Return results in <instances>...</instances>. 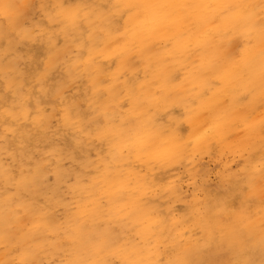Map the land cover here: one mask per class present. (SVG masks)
<instances>
[{
	"label": "rangeland",
	"instance_id": "obj_1",
	"mask_svg": "<svg viewBox=\"0 0 264 264\" xmlns=\"http://www.w3.org/2000/svg\"><path fill=\"white\" fill-rule=\"evenodd\" d=\"M117 5L115 0H0V212L5 210L9 214L11 235V242L0 237V264H125L117 251L125 252L134 245L155 246L159 252L158 262L166 264L173 257L174 241L179 246L198 249L211 245L214 232L230 220L223 215L237 212L245 194L252 199L248 201L246 213L254 216L252 211H256L254 217L261 216L264 206V102L255 106L253 101L255 109L247 113L249 120L259 122L254 130L256 137L251 134L247 140L244 135L248 127L243 116L230 121L231 130L226 141L212 137L199 149L188 148L175 160L150 168H143L134 160L130 143L134 133H130L118 148L110 149L111 141L104 135L109 119L125 120L130 124L138 118L125 89L117 93L112 103L108 100L107 104L100 102L91 108V99L107 96L106 89L114 83L115 73L120 83L143 81L147 76L137 43L131 45L130 54L137 71L131 70V65L119 69L117 52L109 51L126 44V19L123 12L115 11ZM67 8L79 11L78 18L71 24L62 14ZM97 11L103 15L112 13V20L105 17L106 24L102 16L96 15ZM107 28L115 32L116 37L88 67L89 39L107 41ZM152 44L154 49L171 45L163 39ZM229 45L231 57L237 59L245 40L237 36ZM193 55L198 63L197 50ZM95 66L102 69L98 79L93 78ZM180 78L181 74H177L175 81ZM212 85L218 86L219 81ZM158 95L155 92V96ZM251 100L250 93L241 97V103ZM219 105L221 110L234 108L230 96ZM161 106L162 103L153 107L159 112L151 116V125L147 124L146 129L160 127L162 132L170 127L176 129L174 121L184 119L187 114L183 103ZM235 109L239 113L242 108ZM203 113L199 129L209 134L213 132L210 129L212 117L209 110ZM185 127L179 128L181 136L188 131ZM157 141L155 139L154 143ZM114 152L119 160L134 159L121 162L119 167ZM259 169L262 175L258 176ZM134 170L144 179L148 190L143 193L134 186L129 191L125 189L123 196L128 193L129 198L134 196L156 222L157 229L148 240L142 236L146 220L143 218L140 226L133 224L128 207L124 216L112 220L111 217L116 216L109 213V196L103 193L108 184L105 174L117 184L125 177L127 181L136 182ZM252 178L258 182H253ZM32 179L35 181L25 185ZM257 187L262 189L258 197L254 193ZM7 198H10L8 202ZM95 202L99 203L95 217L89 210L79 214L82 205L93 210ZM217 202L226 209L220 214L225 222L217 219L219 212L214 208ZM77 222L82 224L87 246H75L72 240ZM258 224L264 225V220L263 224ZM31 234L30 248L37 243L42 246L35 250L36 259L25 262L22 254L27 246L21 238ZM93 241L102 248L89 256L87 247ZM204 250L216 252L212 246ZM96 255L99 260L94 263ZM242 256L253 257L252 248L244 249ZM242 256L233 259L231 264H240ZM255 264L263 263L255 261Z\"/></svg>",
	"mask_w": 264,
	"mask_h": 264
},
{
	"label": "bare ground",
	"instance_id": "obj_2",
	"mask_svg": "<svg viewBox=\"0 0 264 264\" xmlns=\"http://www.w3.org/2000/svg\"><path fill=\"white\" fill-rule=\"evenodd\" d=\"M115 1L120 5V7L117 5L115 11L117 13L123 12L125 15L126 31L124 34L126 35V44L121 45V47L115 46L109 51L117 52L116 55L120 60L119 69L131 65V70L137 71L130 56L131 45L137 43L147 72L145 80L126 81L125 83H120L116 79L118 73H115L113 76L114 83L106 89L107 96L104 99L92 98L90 101L91 108L96 107L100 102L107 104L108 100L112 103L116 100V95L120 90H126L127 100L132 105L138 120L135 123L127 124L125 120L109 117L104 132V135L111 141L110 149L113 147L118 148L128 139L127 136H131L130 133H134L130 143L134 149L136 159L128 157L119 160L117 152H114V154H117L115 159L119 160V163H117L119 167L121 162L134 159L141 167L146 168L147 166L150 168L156 164L161 165L164 161L175 160L177 156L185 154L188 148L195 151L200 148L199 146L210 142L212 137L217 138L220 142L226 141L227 134L231 130L228 126L230 121L243 116L248 127L247 133L244 135L245 140L250 139L249 135L251 134L256 137L257 133L254 130L257 129L259 122L249 120L247 113L254 110L256 104L264 102V0ZM79 8L81 10L80 6ZM62 12L70 24L79 15V11L71 8L62 10ZM85 13L90 16V12L86 11ZM96 15L102 16L101 18L106 24L108 23L105 17L109 21L112 20V13L103 15L102 12L97 11ZM106 30L107 41L101 42L97 38L89 39L91 56L87 59L88 67L92 66V59L98 53L103 54L102 50L105 49L106 44L116 37L115 32L111 31L110 28ZM237 36L245 40V46L239 58L235 59L229 53V43ZM162 39L170 42L171 45L154 49L153 41ZM195 50H197L199 56L198 63L195 62L196 59L193 55ZM127 51L128 53H126ZM105 54L108 55L109 52ZM129 62L131 63L129 64ZM94 71L93 78L98 79L102 69L95 66ZM177 74H181V78L175 81ZM216 80L219 81V85L213 87L212 83ZM140 88L146 90L141 91ZM195 88L196 91H194ZM155 92H158L159 95L155 96ZM246 93L251 94L252 100L248 103H241V97ZM226 96H230L234 108L221 110L219 104ZM253 101L255 106L252 104ZM144 103L147 105L143 106ZM161 103L165 107L174 103H183L187 108L185 118L174 121L173 126H176V129L170 127L163 132L160 127L158 129L152 127L146 129L147 124L148 126L151 125V116L159 112L153 107L161 105ZM236 107L242 108L239 113L235 109ZM205 110H209L210 117H212L210 129L213 132L209 134H205L207 130L202 132L199 129V122L202 120V113ZM67 118L70 119L69 114H67ZM181 126L188 127L187 133L183 136L179 133ZM155 139L158 140L156 143H154ZM199 171L198 173H200ZM137 174L138 172L134 170L133 175L136 182L127 181L128 177H125L121 178L122 181L118 184L114 183L113 178L110 179L108 174H105L104 177H108V184L103 193L109 196V213L116 216L111 217L112 220H116L117 216H124L127 207L133 224L140 226L139 222L143 218L146 220L147 224L142 236L148 240V236L157 229L156 222L150 216L149 210H144L139 201L134 200V196L129 198V193L126 197L123 196L125 189L129 191V188L134 186L141 189L143 193L147 192L148 186H144V179ZM256 175H262V171L259 169ZM181 177L183 178V176ZM32 181H35V179L26 182L25 185L32 183ZM252 181L257 183L258 179L252 178ZM175 187L177 188V186ZM261 191L262 189L257 187L254 193L258 197ZM249 199L252 200L249 195L245 194L237 212L223 215L227 218L230 217V220L220 226L218 232H214L215 239L210 240L211 245L205 243V246L198 249L194 246H179L174 241L173 243L176 246H173V257L169 262L166 261V264H231L233 259L242 256L244 249L247 247L252 248L253 257L242 256L244 259L241 262L239 261L240 264H255V261L264 264V225L259 226L258 224L260 222L263 224L264 206L259 219L254 217L256 211H252L254 216L249 215L246 213ZM9 200L10 198H7V202ZM220 202H217L214 208L219 212L217 219L223 221L220 214L225 212L226 209L223 208L224 206ZM154 205L156 204L154 203ZM98 207V202H95L93 210L82 205L79 214L83 213L84 210H89L92 217H95ZM223 218L226 220L225 217ZM9 221V214L2 210L0 212V237L6 242H11L8 228ZM77 225L76 235L73 236L72 240L75 246H87L83 240L82 224L77 222ZM32 235H23L21 238V241L27 246L22 254V259L25 262L36 259L35 250L38 251V248L42 246V244L37 243L32 246V249L30 248L29 243ZM247 241L253 245L247 246ZM208 246H212L216 252H205L204 248ZM101 248L102 246H98L93 241L92 245L87 247L88 255L94 256ZM117 252L125 264H160L158 262L159 252L155 246L134 245L125 249V252ZM96 258H98L97 255L94 257L95 260L93 259L94 263L99 260ZM28 264H31V262Z\"/></svg>",
	"mask_w": 264,
	"mask_h": 264
}]
</instances>
